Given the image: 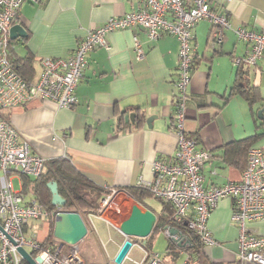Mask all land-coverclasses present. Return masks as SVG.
I'll list each match as a JSON object with an SVG mask.
<instances>
[{
    "label": "crops",
    "instance_id": "crops-1",
    "mask_svg": "<svg viewBox=\"0 0 264 264\" xmlns=\"http://www.w3.org/2000/svg\"><path fill=\"white\" fill-rule=\"evenodd\" d=\"M210 3L227 13L232 26L225 30L222 42L218 43L210 40L212 24L208 20H200L194 29V68L188 86L186 125L198 145L213 152L212 159L203 167L206 186L241 179L245 165L235 144L237 140L258 133L249 148L264 145V112L262 118L258 116V110L264 106V55L255 65L234 61L235 56L245 55L250 48L249 43L238 38L235 28L239 25L261 28L264 0H210ZM141 5L140 0H41L36 3L26 0L15 22L26 28L27 35L11 38V53L15 58L31 56L28 70L33 71L35 79L41 71L42 57L71 55L90 28L103 24L111 15H121ZM135 34L144 51L141 56L134 49ZM107 40L109 48L96 46L89 52L88 65L75 89L77 101L73 106L61 107L53 100L33 98L5 110L35 152L48 160L67 157L98 186L121 188L108 209L121 206L119 211L123 217L118 219L116 213L115 217H104L90 212L88 217L91 216L94 231L92 217L105 219L118 229L116 223L128 217L134 204L143 210L151 208L158 217L166 202L155 207L150 202L154 195L141 202L123 188L152 180L153 160L171 158L176 146L172 112L177 38L164 33L151 39L144 29L133 27L113 30L107 34ZM16 62L19 64L21 60ZM241 68L249 84L259 87L260 98L254 103L240 91L232 90L241 80L238 75ZM130 114H134L132 118ZM17 176L24 188L22 174L16 173L12 179ZM31 193L35 196L34 191L27 194ZM105 194H98L99 207ZM232 211L233 198L226 196L219 200L208 218V227L218 243L205 246V250L216 261L238 260L239 228L231 219ZM50 217L51 214L40 220L43 228L47 226L43 240L51 231ZM35 221L27 226H37ZM249 226L264 234V220L250 222ZM153 230L164 232L163 228ZM120 233L122 239L113 247V257L126 238ZM183 253L186 251L180 249L177 256ZM187 257L186 253V264Z\"/></svg>",
    "mask_w": 264,
    "mask_h": 264
},
{
    "label": "built area",
    "instance_id": "built-area-1",
    "mask_svg": "<svg viewBox=\"0 0 264 264\" xmlns=\"http://www.w3.org/2000/svg\"><path fill=\"white\" fill-rule=\"evenodd\" d=\"M25 1L0 0V264H21L25 260L18 250L19 245L31 251L33 257L41 255L43 259L39 264H86L77 245L58 239L44 244L25 235L30 221L46 218L51 212L36 196L28 198L22 190L15 189L12 177L16 173L37 177L44 171L48 159L32 149L5 110L26 104L33 98L53 100L61 107L73 106L77 101L75 89L88 65L89 52L96 46L109 48V32L133 27H141L151 39L164 33L172 34L179 43L172 112L175 150L167 160L154 159V178L140 184L156 198L171 204L172 218L184 220L205 246L218 243L207 224L211 212L221 198L232 197L231 219L239 228L238 259L264 264V234L249 226L250 222L264 220V145L248 149L241 179L206 186L203 167L212 159L213 152L199 146L186 125L188 86L194 68L195 26L200 20H208L212 24L211 42H222L225 30L232 26L227 13L212 7L210 0H140L139 8L111 15L103 24L90 28L71 55L42 57L39 75L28 81L16 70L9 56L10 28ZM235 31L240 40L250 44V48L245 55L235 56L234 61L255 65L264 55V24L261 28L239 25ZM134 49L138 55H143L137 34L134 35ZM107 188L110 191L102 200L105 206L118 193L116 187ZM169 228H164L167 235H170ZM174 236L178 237L179 233ZM133 238L132 246L138 245L143 250V257L133 259L128 253L125 258H131L135 264H162L158 252Z\"/></svg>",
    "mask_w": 264,
    "mask_h": 264
},
{
    "label": "trees",
    "instance_id": "trees-1",
    "mask_svg": "<svg viewBox=\"0 0 264 264\" xmlns=\"http://www.w3.org/2000/svg\"><path fill=\"white\" fill-rule=\"evenodd\" d=\"M12 39L9 42V56L14 62L16 70L28 81L34 79V73L30 68L31 56H23L21 58L13 57L10 47ZM16 60H21V63H17ZM28 70V71H26ZM243 69L238 72L241 77L240 82H237L233 87V91H240L244 96L251 102L254 103L260 98V91L257 85H250L249 81L245 79L243 75ZM246 80V81H245ZM258 133L252 137L237 140L235 144L238 146V151L243 156V163L246 165L248 149L253 140ZM243 165V166H244ZM24 177V188L23 192L28 193L34 191L35 196L50 210L51 214V231L49 235L43 240L44 244L52 243L56 238L53 236V225L54 217L57 210V206L52 203V192L48 185L50 181H57L58 189L60 194L66 198V203L63 205L62 209L65 210H78L83 212L84 215L88 213H97L99 207L98 194L110 191L109 188H103L92 182L87 176L81 173L67 157H59L48 160L44 171L37 177L23 175ZM28 182H32L29 186ZM121 189V188H118ZM130 196L143 202L144 199L151 195L152 192L143 185L138 186H126L123 188ZM96 191V195H92V192ZM153 195V194H152ZM173 206L171 204L165 203L163 210L158 214L157 221L154 225V230L164 229L165 227H175L178 228L183 236L184 245L179 246L178 242L175 241L171 236L166 251L172 257L177 256L178 251L183 249L188 254L187 264H243V262L238 259L232 262H221L212 259L207 251L205 250V245L201 241L199 235L195 230L191 229L186 225L184 220L176 221L172 218ZM82 210V211H81ZM151 240H147L144 245L150 248L148 245ZM162 259V264H163ZM21 264H29L26 260H22Z\"/></svg>",
    "mask_w": 264,
    "mask_h": 264
},
{
    "label": "water",
    "instance_id": "water-1",
    "mask_svg": "<svg viewBox=\"0 0 264 264\" xmlns=\"http://www.w3.org/2000/svg\"><path fill=\"white\" fill-rule=\"evenodd\" d=\"M26 35L27 30L21 23L15 22L11 26L10 37L12 39ZM263 112L264 106L258 110V116L260 118L263 117ZM133 115L134 114H130V117L132 118ZM48 185L52 192V203L57 206L53 225V236L62 243L67 242L77 245L88 234L89 228L86 219L78 210L62 209L63 205L66 203V198L60 194L57 181H50ZM156 221L157 215L151 208L143 210L138 204L132 206V210L128 217L118 226V229L126 238L114 257V262L116 264H120L129 253L133 244L132 238L149 236ZM176 233H179L178 237L174 236ZM169 234V236L178 242L179 246L185 244L183 243V236L178 228L170 227ZM18 250L29 264H39L43 259L41 255L33 257L32 252L22 245L18 246Z\"/></svg>",
    "mask_w": 264,
    "mask_h": 264
},
{
    "label": "rangeland",
    "instance_id": "rangeland-1",
    "mask_svg": "<svg viewBox=\"0 0 264 264\" xmlns=\"http://www.w3.org/2000/svg\"><path fill=\"white\" fill-rule=\"evenodd\" d=\"M17 48L21 50L20 46H17ZM13 185L15 189L23 188L20 178L18 176L13 178ZM33 195L34 194L32 193L27 194V197L30 198ZM150 202L155 207H159L160 203H162L160 199L155 197H150ZM110 203L112 204L111 201ZM108 206L109 205L106 206L102 205L101 202V207L97 211H95L97 212L96 214H102L104 217H108V215L115 217V213H116L117 215H119L118 219L123 217L122 212L119 211V208H121V206L118 207L113 205V207L109 209ZM110 209L112 211H109ZM88 215L89 213L85 215V219L88 221L89 224L88 234L77 244L80 255L82 256L86 264H116L114 262V257H113V253L115 250L113 247H115L116 243L120 242L122 239V235L120 231L111 223H109L107 220L102 219L98 216L92 217L96 229V231H94V226L92 222H90L91 216L88 217ZM40 220L41 219L39 220L37 219L35 221L37 223V226L35 227H31L30 225L27 226L25 230V235L27 237H33L39 241H42L44 239L47 226L45 224L43 228V226L41 225L42 221ZM119 224L120 222L116 223L117 226H119ZM133 239L142 244H144L148 239L151 240L148 246L152 251L158 252V254L162 258H164V261L167 264H186L185 263L186 253L180 254L179 256L176 257L175 260H173L170 254L166 253V247L168 244L169 237L165 232L162 231L152 232L147 237H142V238L135 237ZM129 256L132 257L133 259L139 260L143 257V250L138 245H133L129 251ZM122 264H135V263L131 258L127 257L123 260ZM243 264H253V263L243 262Z\"/></svg>",
    "mask_w": 264,
    "mask_h": 264
}]
</instances>
